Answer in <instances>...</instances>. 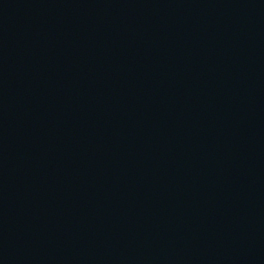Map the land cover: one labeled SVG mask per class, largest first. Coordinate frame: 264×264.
Returning <instances> with one entry per match:
<instances>
[{
	"label": "water",
	"instance_id": "1",
	"mask_svg": "<svg viewBox=\"0 0 264 264\" xmlns=\"http://www.w3.org/2000/svg\"><path fill=\"white\" fill-rule=\"evenodd\" d=\"M0 264H264V0H0Z\"/></svg>",
	"mask_w": 264,
	"mask_h": 264
}]
</instances>
